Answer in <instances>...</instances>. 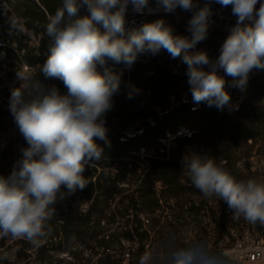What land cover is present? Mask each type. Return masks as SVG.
Returning <instances> with one entry per match:
<instances>
[{
  "label": "clouds",
  "instance_id": "clouds-1",
  "mask_svg": "<svg viewBox=\"0 0 264 264\" xmlns=\"http://www.w3.org/2000/svg\"><path fill=\"white\" fill-rule=\"evenodd\" d=\"M61 0L47 16L48 56L37 72L16 68L19 86L11 88L9 112L27 143L8 176L0 175V239L33 246L47 239L56 206L87 186L86 166L103 157L107 114L121 92L122 72L108 61L131 69L139 55L166 51L181 59L194 103L224 110L231 106L225 76L231 87L243 90L253 70H264V0ZM231 7L236 22L229 29L216 58L196 50L206 39L212 5ZM129 5L139 15L179 8L192 13L189 36L176 34L163 18L127 29ZM10 32L26 31L24 22L8 17ZM221 70L224 75H221ZM45 79H59L66 92ZM126 98L140 89L129 84ZM181 168L205 198L227 205L234 221L264 226V179L237 178L226 162L206 152L189 149ZM95 166V164H91ZM17 250L0 251V264H10ZM138 264H236L233 254L213 249L206 239L183 243L176 234L154 245Z\"/></svg>",
  "mask_w": 264,
  "mask_h": 264
},
{
  "label": "trees",
  "instance_id": "trees-1",
  "mask_svg": "<svg viewBox=\"0 0 264 264\" xmlns=\"http://www.w3.org/2000/svg\"><path fill=\"white\" fill-rule=\"evenodd\" d=\"M60 6L61 0H0V136H4L0 175L11 173L22 156L21 149L28 146L9 112L11 88L19 86L15 70L25 62L28 71L37 72L47 59L44 26L47 16ZM149 7H157L154 0ZM224 10L212 5L208 35L196 46L213 59L236 22ZM191 15L179 8L174 14L139 15L129 5L126 28L163 18L176 34L190 37ZM9 16L21 18L26 31L10 32ZM108 64L123 73L121 92L107 114L110 144L98 141L104 148L102 159L86 166L87 186L57 204L47 239L35 246L0 239V251L17 250L10 264H138L163 227H183V232L191 227L202 234L199 239H207L210 234H222L221 228L231 236L229 226L243 221L264 234V226L234 221L226 203L205 198L180 163L187 150L196 149L225 161L237 178H257L250 157L254 144L264 150V70H253L243 90L231 87L232 78L225 76L231 106L218 110L206 102L194 103L185 75L187 66L164 50L139 55L131 69L122 63ZM220 74L224 75L222 70ZM39 78L66 92L61 80L45 79L42 74ZM129 84L141 90L131 100L126 98ZM215 204L220 205V213ZM159 208L162 212L157 213ZM205 212L215 226L203 223Z\"/></svg>",
  "mask_w": 264,
  "mask_h": 264
},
{
  "label": "built area",
  "instance_id": "built-area-1",
  "mask_svg": "<svg viewBox=\"0 0 264 264\" xmlns=\"http://www.w3.org/2000/svg\"><path fill=\"white\" fill-rule=\"evenodd\" d=\"M22 67L28 71L27 65L23 62ZM4 139V136H0V140ZM215 209L217 213H220L221 207L219 204H215ZM226 210L228 211L227 207ZM203 223H208L210 227L215 226V221L211 219L210 215L205 212V217L203 218ZM241 229L239 234L234 237L233 242L227 248L226 251L233 254L235 259H239L247 262H258L264 260V234H260L254 229L246 224H243V221L240 222ZM219 233V232H218ZM210 234L206 239L213 249H220L223 245V235H228L227 233L220 234ZM202 234L196 229L187 227L183 232V242L191 239H199ZM236 261V260H235Z\"/></svg>",
  "mask_w": 264,
  "mask_h": 264
},
{
  "label": "rangeland",
  "instance_id": "rangeland-1",
  "mask_svg": "<svg viewBox=\"0 0 264 264\" xmlns=\"http://www.w3.org/2000/svg\"><path fill=\"white\" fill-rule=\"evenodd\" d=\"M224 14H226V16H231L232 15L231 14V7H226V10H224ZM260 147H261V145L259 143H256V144L253 145V147H252V155L250 157V160L252 162V170H257L256 171L257 178L264 179V150H262V148H260ZM240 161L242 162L243 159H241ZM159 184L160 183L157 182V185H156V190L158 192V195H160V191H159L160 185ZM213 198H215V197H213ZM162 199L163 198L161 197V200ZM210 200H212V199H210ZM158 212H162V209L159 208L157 213ZM148 214L150 215L151 213H148ZM229 227H230V231L229 232H230L231 236L230 235H226V236L223 235L224 242H223V245L221 246L220 249H223V250L226 249L227 250V248L233 242L234 237H236L237 234H239V230L241 229L239 224L238 225H235V224L232 225L231 224ZM182 228L183 227H177V230H174V229L169 230L168 227H163V231H162L163 233H158V235L157 234L154 235L153 233H151V235L152 234L154 235V239H152V241L150 242V245L151 244L152 245H156V244L164 241L167 237H169L172 234L178 235L179 238H180V242L183 243V239H182L183 231H181ZM221 229L223 230L222 234L226 233V230H224L223 228H221ZM220 232H222V231H220ZM157 236H159V237H157ZM149 241L150 240L148 239V242ZM63 254H65V253H63ZM115 254H117V251L115 252ZM115 259H116V257H115ZM235 260H236V264H264V260H260L258 262H247V261H242V260H239V259H235ZM92 261H95V257L92 258ZM118 264H125V262L124 261H120Z\"/></svg>",
  "mask_w": 264,
  "mask_h": 264
},
{
  "label": "bare ground",
  "instance_id": "bare-ground-1",
  "mask_svg": "<svg viewBox=\"0 0 264 264\" xmlns=\"http://www.w3.org/2000/svg\"><path fill=\"white\" fill-rule=\"evenodd\" d=\"M19 264V263H18Z\"/></svg>",
  "mask_w": 264,
  "mask_h": 264
}]
</instances>
